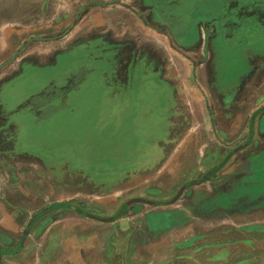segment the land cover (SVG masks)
Segmentation results:
<instances>
[{
  "label": "rangeland",
  "instance_id": "rangeland-1",
  "mask_svg": "<svg viewBox=\"0 0 264 264\" xmlns=\"http://www.w3.org/2000/svg\"><path fill=\"white\" fill-rule=\"evenodd\" d=\"M104 1L0 0V264H147L176 253L172 238L224 240L210 224L250 222V207L264 221V149L247 147L264 105V33L218 47L208 69L227 99L253 66L239 102L223 103L197 84V33L195 60L169 34L183 59L158 53L163 40L95 33ZM223 1L186 0L172 23H194L198 3L244 13L248 0Z\"/></svg>",
  "mask_w": 264,
  "mask_h": 264
},
{
  "label": "crops",
  "instance_id": "crops-1",
  "mask_svg": "<svg viewBox=\"0 0 264 264\" xmlns=\"http://www.w3.org/2000/svg\"><path fill=\"white\" fill-rule=\"evenodd\" d=\"M237 1V0H236ZM246 2V1H245ZM222 2H220L221 4ZM180 4V1L177 0H105L103 3H94L92 6L97 7L100 11L99 14H95V21H98L100 24V29H97L95 33H134V35L139 36L142 40L145 39L151 44L152 41L161 42L162 40L165 43H169V46H159L156 47L157 43H153L155 48L158 49V53L169 54L172 58L173 52L175 57L179 58L183 56L179 51H173V46L168 41V35L176 41H181V49L184 52L188 53L193 57V54L197 53V47L194 44L191 36L193 33H197L196 41L197 43H203L205 50L202 60L196 67L195 75L197 76V84L204 90L202 91L209 99L212 95H217L216 100L222 101L223 103L237 104L239 102V96L245 92V84L247 80L251 79L253 74V66L251 62H248L247 70L239 77L235 89L232 90L233 95L227 99L226 95L217 90L214 84H211V77H213L211 69H215L216 64L211 61L217 56L216 51L218 47L223 46L228 48L231 45L245 44V38L253 33L251 29L245 28L237 29L236 26L231 25H220L223 21L227 19L229 15L225 9L222 12H217L213 10L211 15L205 16H196L194 23L190 25L184 24V21L179 22V24L174 25L172 23V18L178 16L179 10L177 7ZM224 5V4H223ZM237 5V4H236ZM235 5V7H236ZM226 6V5H225ZM202 11H206L204 4L200 6ZM209 11V10H208ZM187 12V11H185ZM225 13V14H224ZM181 14V13H180ZM187 16V14H184ZM182 19V18H181ZM258 30L257 33H264V25ZM184 33V34H183ZM183 34L182 39L180 36ZM195 36V35H194ZM207 38V41H205ZM189 40V42H188ZM219 52V51H218ZM246 55L251 53L252 50H245ZM248 56H246L247 58ZM250 58H247V60ZM193 60L194 57H193ZM171 64V63H170ZM169 64V66H171ZM168 69V68H167ZM264 69V62H262V68ZM172 71V67H169ZM183 70V67H180V71ZM203 70V71H202ZM206 72V73H205ZM183 73V72H182ZM263 77V76H262ZM208 78V79H207ZM158 82L163 83V86L166 89V96L168 101L174 100V92L172 89V82H167V79L158 80ZM183 83L188 87L186 79L183 80ZM264 85V83H261ZM196 88V87H195ZM197 93L191 94L193 98L199 94L200 90L196 88ZM240 92L242 93L240 95ZM201 93V92H200ZM181 94V92H180ZM182 93L181 95H183ZM232 97H235L233 100ZM191 101V100H190ZM233 107H230L232 111ZM237 108V105H236ZM264 115V105L263 110L259 114V120L255 123L254 126L247 127V132L252 134V141L247 145L248 148H258L259 143L262 144L257 150L264 149V127H261L260 120ZM248 160V159H247ZM264 192L258 194L255 198L264 197ZM245 202H253L252 195L246 194ZM254 207V208H253ZM250 207L249 212H245V215L251 219L249 222H239L236 219L239 216H234L233 220L222 221V222H213L210 226H220L215 236H223L224 240L213 241L211 243H206L203 236L205 231L201 236L192 237L189 241L180 242L179 238L170 240V246L176 247L175 254H169L163 257L159 255L156 257L152 253L150 258L147 259V264H264V221L254 220V214H260L262 211H259L255 206ZM224 208V207H223ZM234 210L230 212L231 215H238L237 206L230 207ZM256 208V209H255ZM263 209V208H262ZM229 212V211H228ZM240 213V212H239ZM171 227V226H170ZM165 227L164 229H172ZM209 227H206L208 230ZM160 230V231H161ZM187 230V229H186ZM167 235V234H166ZM179 234L176 233L175 237H178ZM203 236V237H202ZM157 238V237H156ZM162 238V237H161ZM161 238L157 239V242L161 241ZM167 239L164 238V242ZM167 243L164 246L168 245ZM158 245L156 242L152 246ZM173 249V248H172ZM243 249L240 258H237V255L232 257V254H236L238 250ZM204 250L211 251L210 254L205 256L201 253ZM163 257V258H162ZM153 258V259H152ZM152 260L154 263H152ZM159 260V261H156Z\"/></svg>",
  "mask_w": 264,
  "mask_h": 264
},
{
  "label": "flooded vegetation",
  "instance_id": "flooded-vegetation-1",
  "mask_svg": "<svg viewBox=\"0 0 264 264\" xmlns=\"http://www.w3.org/2000/svg\"><path fill=\"white\" fill-rule=\"evenodd\" d=\"M180 1V4L178 5L179 7H177L178 9H181L182 6L185 4L186 0H177ZM196 1V0H195ZM221 2L224 1L223 0H219ZM236 0H229L225 5L226 6H233ZM201 2V0H200ZM204 4V2H202ZM202 3H198V14H196V16L200 17V16H205V15H211V13L213 11H202L200 6L202 5ZM262 5H264L263 0H254L251 2V4L249 3V0L245 2V8H244V13H240L237 12V9L233 12L232 10L230 11V9L226 12L229 13V15L227 16V19L225 21L222 22V24L220 25H231V26H236L237 29H251L252 32H258V30H260L262 27V25H264V16H260V10L262 8ZM205 6V5H204ZM248 8V10L246 11V9ZM194 9V8H193ZM227 9V8H226ZM188 12V11H187ZM192 12V11H191ZM233 12V13H232ZM253 13H255L256 15H254ZM194 14V13H193ZM225 14V13H224ZM262 15V14H261ZM189 16V15H187ZM194 16V15H192ZM181 23L184 17H181Z\"/></svg>",
  "mask_w": 264,
  "mask_h": 264
},
{
  "label": "trees",
  "instance_id": "trees-1",
  "mask_svg": "<svg viewBox=\"0 0 264 264\" xmlns=\"http://www.w3.org/2000/svg\"><path fill=\"white\" fill-rule=\"evenodd\" d=\"M67 205V204H66Z\"/></svg>",
  "mask_w": 264,
  "mask_h": 264
}]
</instances>
